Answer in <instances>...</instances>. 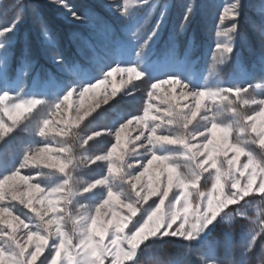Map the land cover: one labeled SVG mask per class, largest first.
Returning <instances> with one entry per match:
<instances>
[{
  "label": "snow or ice",
  "instance_id": "obj_1",
  "mask_svg": "<svg viewBox=\"0 0 264 264\" xmlns=\"http://www.w3.org/2000/svg\"><path fill=\"white\" fill-rule=\"evenodd\" d=\"M48 3L90 26L91 35L77 37L87 59L60 49L38 5L13 0L11 20L0 25V264H145L146 253L176 242L184 245L180 258L152 264H246L216 255L229 248L240 222H246L242 257L264 256V209L255 217L248 212L253 201L264 204V83L254 82L264 81V0L250 14L248 0L221 6L213 70L238 55L249 15L261 47L258 75L247 66L216 83L187 72V56L174 43L166 59H150L166 11L143 40L133 41L134 59L125 58V38L142 27L138 13H156L151 0H109L99 6L104 13L80 12L69 0ZM199 10L195 0L184 6L183 29ZM29 11L59 70L45 72L31 91L24 83L36 69L31 52L15 71L9 55ZM117 75L127 76L121 84L129 87L105 88ZM134 79L146 86L140 113L92 127L135 96ZM163 85L171 91L162 95ZM101 136L109 146L93 152L90 142ZM92 165L104 168L99 178L77 174ZM201 180L210 187L201 190Z\"/></svg>",
  "mask_w": 264,
  "mask_h": 264
},
{
  "label": "rangeland",
  "instance_id": "obj_2",
  "mask_svg": "<svg viewBox=\"0 0 264 264\" xmlns=\"http://www.w3.org/2000/svg\"><path fill=\"white\" fill-rule=\"evenodd\" d=\"M39 1L44 2V4H46L45 5L46 9L48 11L52 12V17H51L52 20L55 18L54 20H57L59 23L64 24L62 26V28L64 29L65 33L71 34L70 30L73 27H78V28L83 27L88 32V34H86V35L87 36L91 35V28L89 25H81L79 23L73 22L70 19L66 18L64 16L62 10H60L56 6L49 5L48 0H39ZM89 1L95 3L98 7L100 5H106L107 3H109V0H89ZM253 1L256 3V5L258 4V0L257 1L256 0H248V10L250 12L253 10V7L255 5ZM12 2H13V0H12ZM151 2L154 5H156V13H153L151 16H149L148 13L151 10H141L138 13V16L141 18L142 27H140V30L136 34L135 37H131L130 35H128L125 38V43H126V57L125 58L126 59H134L133 50H134L136 45L133 41L134 40H143L147 36V34L153 28L155 20L158 19V15H157L158 12L166 11L165 23L162 26L160 38H161L162 32L164 31V28L166 27L165 25H166L169 17L171 16L173 0H151ZM192 2H193V0L190 1V3H192ZM195 2L198 4L200 2L201 6H202V10L205 9V11L207 10V7L204 6L205 3L212 6V8H210L208 10V12H202V14H200L201 20H199V21H201V22L197 21V23H196V24H202V25L204 23L203 31L205 32L204 35L208 38V40H205V41H207L208 43L207 42L204 43L202 45L201 50L198 49L197 45L193 46L191 44L187 51L185 49L183 51H180L178 46L175 44L178 54L182 57L185 55L187 56L188 63L186 65L185 70L187 72L193 74L195 76V78L198 79L201 83H204V82L216 83L218 81H229V80H231V78L233 77V75L236 72L240 71L242 68L247 67V66H252V67L256 68L257 73L259 74V68L257 65H255V63H251L249 65H244L239 56H235L233 58V60L231 62H229L227 65L221 66L217 70H213V67H212L213 59H212V57H213L214 42L216 40V36H215L216 18H217L219 11H220L221 6L225 3L230 2V0H223V2L220 0H198V1L195 0ZM30 3H32L31 0H30ZM69 3L72 4L75 8H77L80 12H84L86 10H89V8H83V7H85L84 6L85 3H83L82 0H69ZM11 4L12 3L6 4V1H5L4 5L0 6V25L7 24L11 20L10 19V20H8V22H4L6 20V18L9 17V13L13 14V12L10 8ZM181 6L182 5H180L179 7L181 8ZM213 6H216L217 10ZM102 10L107 12L106 8L102 9ZM58 22H56V23H58ZM195 22H196V20H195ZM195 22L191 25V27H193L195 25ZM117 25H118L117 26L118 31H121V32L124 31L121 24L117 23ZM181 29H182V31H185V29H183L182 27H181ZM188 29H190V27L187 28L186 30H188ZM251 31L253 32V34H251V37L255 36L256 39L253 38L252 40H249L247 37H244L241 34L242 38H241L240 45L243 44L246 47L247 45H250V42L260 41V38L257 35V33H255L253 30H251ZM17 32L12 39V46H11L10 53H9L11 61L14 59L15 52L18 51L20 48L16 44ZM37 32H38L37 38L39 39L38 41H39V45H40L38 47V49L41 50L42 52H45V54H46L47 45H46L45 38L41 32V28ZM175 32H176V28H174V33ZM84 34L85 33L83 31L82 35L84 36ZM73 38H74V36H73ZM159 39H157L155 44L153 45L152 54L150 57L151 60H164L167 58L166 53H167V50L170 46L166 47V48H159L158 47L159 46L158 45ZM77 42L78 41L75 40V43H77ZM78 43H77V48L80 47V44H78ZM28 46L31 49L33 48V44L31 42H28ZM35 49H37V46L35 47ZM38 49L36 50V52L38 51ZM79 55H82V56H84V59H87V57L85 55L81 54L80 51H79ZM21 60H22V57L20 58V62H21ZM48 61L51 62L50 59H48ZM229 65H231V68H229ZM17 67L13 68V66H12L14 71L16 70ZM210 73H211V75H210ZM42 79H43V77L41 78V76L39 74H37L36 71L30 72V74L24 78L26 90H28V91L33 90V88ZM122 79H127V76L117 75L115 77V81L113 84H108V85H105L104 87L109 89V90H111V88L114 86L120 88L121 90L129 87V85L121 84ZM254 82L255 83H264V81H260L259 79H257ZM133 83L140 84V90L136 92L135 96L134 97H126L121 102V104L117 106V108L114 111H112L111 113L108 114L106 119L101 120V121H97L92 127H94V128H103L105 126L111 127L112 124L117 119H119L123 116L140 113L141 109L144 106V89L146 86L143 85L141 81H137L135 79L133 80ZM170 91H171L170 86L163 85L161 94L163 95L164 93H167ZM177 92H179V89H177ZM258 93H259V90H258L257 94ZM98 94L99 93H97V95ZM92 102L93 101L91 99V94H90V96L85 99V107H88V105L91 104ZM190 102L191 101H182V103H190ZM197 119H199V117H197ZM135 134H136V131L133 130L132 135H135ZM98 140H99L98 143L90 142V144L92 145L91 150L93 152L102 151L109 146L110 138H108L106 136H101L100 138H98ZM101 140H103V141H101ZM100 142L102 144L104 143V145H100L101 144ZM241 162H243V158L241 159ZM103 173H104V168L102 166L98 167L97 165H92L90 168L80 169L77 174L84 180H91V179L99 178ZM208 187H210V184H206L204 180H201V182H200L201 190H206V188H208ZM149 202H151V201H149ZM258 208L264 209V204H261L260 201L257 199L255 201H253V203L248 207L249 214L251 216L255 217V215L257 214ZM25 211H27V210H25ZM17 214H19V212H17ZM236 226H238V227H236ZM236 226H235V237L239 238L241 243L239 245L240 248L238 249V251H237L236 247H235V250L238 253H240L239 255L241 256V252H242L243 244H244V238L242 236V232L244 231V229L246 227V222L237 223ZM233 245H234V243H233ZM183 251H184V245H182L181 243L178 242L176 245L171 244V245L165 246L164 250L162 252L157 253V254L146 253L143 259L145 261V264H152V261L154 259H157V258L164 259V260H169V259L174 260V259L180 258ZM226 251L228 252L229 255L231 254L230 253L231 252L230 246ZM228 257H229L228 259H232V257H230V256H228ZM263 257L264 256H261L260 253L257 251L251 257L254 260L252 259V261L248 262V264L249 263L250 264H260V261L262 260ZM244 258L245 257H242V256L240 257V259H244ZM246 258H248V257H246Z\"/></svg>",
  "mask_w": 264,
  "mask_h": 264
},
{
  "label": "trees",
  "instance_id": "obj_3",
  "mask_svg": "<svg viewBox=\"0 0 264 264\" xmlns=\"http://www.w3.org/2000/svg\"><path fill=\"white\" fill-rule=\"evenodd\" d=\"M5 1H6V4L13 3L12 0H4V2ZM190 1L191 0H173L171 16L169 17V19L165 25L166 27L164 28V31L162 32L161 38L159 39V44H158L159 48H166V47L171 46L174 43L178 46L180 51H183L184 49L187 51L191 44L193 46L197 45L198 49L201 50L202 45L207 42L205 40H208V38L204 35L205 32L203 31L204 23H203V25L202 24H196V23H197V21L201 22V21H199V20H201L200 14H202V12H208V10L210 8H212L211 5L205 3L204 6L207 7V10L205 11V9L202 10V6L199 2L200 10H199V14L196 17L195 25L193 27L190 26V29L185 30V31H182V29H181V26L184 24V22L182 20V12L184 10V6L186 4H189ZM220 1L223 2V0H220ZM31 2L34 5L39 6V11L42 14V16L44 17L45 21L47 22L48 27L51 30V32L56 36L60 49L62 51H64L65 53H67L70 57H79L80 59L84 60V56L79 55V48L80 47L78 46L79 48H77L78 42L75 43V40H77V37H86L87 36L86 34H88V32L85 30V28L73 27L70 30L71 34L65 33L64 29L62 28V26L64 24L59 23L57 20H54L55 18L53 20L51 19L52 12H50L46 9V7H45L46 4H44V2H41L39 0H31ZM82 2L85 3L84 4L85 7H83V8L93 9L95 11L102 12V13L106 12V11H103L100 7H98L95 3H93L89 0H85V1L82 0ZM254 4L256 5L255 2H254ZM180 5H182L181 8L179 7ZM213 7H215V9L217 10L216 6H213ZM248 12H250V11L248 10ZM12 15L13 14L9 13V17H7L8 19L6 18V20L4 22H8V20H10L12 18ZM249 20H250V15H249V17H246L241 22V28H240L241 34L244 37H247L249 40H252L253 38L256 39L255 36L251 37V34H253V32L251 31L252 27H251ZM56 22H58L59 24ZM117 26L118 25H116V27ZM174 28H176L175 33H174ZM38 30H40L39 21L32 14V12L29 11L27 16H26L24 23L19 28V31L17 32V35H16V44L20 48L18 51L15 52L14 59L12 60L13 61L12 66H13V68L17 67L19 65L20 58L23 56V54H25L26 52H31L33 60L36 62V69L34 71H36V73L39 74L42 78L43 74L45 72L54 73V72H58L59 70L55 67V65H53L51 62L48 61L49 58L47 57L45 52H42L41 50L38 49V47L40 46L39 41H38L39 39L37 38V35H38L37 31ZM83 31L85 33L84 36L82 35ZM73 36H74V38H73ZM28 42H31L33 44L32 49L28 46ZM36 46L38 49L37 52H36L37 49H35ZM260 47H261V41L250 42V45H247L246 47L243 44H241L237 56H239L241 58L244 65H249L251 63H255V65H257L256 61L258 60ZM229 68H231V65H229ZM257 75H258V73H257ZM101 141H103V140H101ZM100 145H104V143L103 144L101 143ZM236 227H238V226H236ZM177 243L178 242L173 243V244L176 245ZM233 243H234V245H233ZM240 243H241L240 239L237 237H234V240L230 244V248H231L230 253L231 254L229 255L228 252L224 248H220L216 251L217 257L220 259H228L229 258L228 256H230V257H232L233 260L240 261L241 260L240 257L242 255L240 256L239 255L240 253L237 252L238 249L240 248L239 247ZM235 247L237 248V251L235 250ZM201 251H203V249H201ZM182 255H183V253L181 254V256ZM251 257H248V258L245 257L244 258V260L246 261V264H248V262L252 261L253 258H251ZM262 260H264V257L262 258Z\"/></svg>",
  "mask_w": 264,
  "mask_h": 264
}]
</instances>
